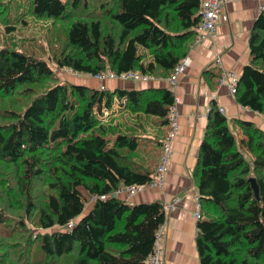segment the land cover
<instances>
[{"label":"trees","instance_id":"16d2710c","mask_svg":"<svg viewBox=\"0 0 264 264\" xmlns=\"http://www.w3.org/2000/svg\"><path fill=\"white\" fill-rule=\"evenodd\" d=\"M201 1L32 0L29 14L64 21L56 37L65 43L54 59L60 74L26 45L0 48V103H25L16 96L42 88L20 112L0 109V264H144L153 253L166 202L101 196L150 184L159 164L141 165L138 145L155 140L150 125L169 124L175 93L111 90L103 81L113 79L98 75L119 80L159 68L172 76L196 33ZM7 10L0 0V22L9 23ZM249 47L234 98L264 123V9ZM119 109L133 119L113 123ZM232 121L211 102L193 172L201 205L196 246L201 264H264V130Z\"/></svg>","mask_w":264,"mask_h":264},{"label":"crops","instance_id":"0c3cea01","mask_svg":"<svg viewBox=\"0 0 264 264\" xmlns=\"http://www.w3.org/2000/svg\"><path fill=\"white\" fill-rule=\"evenodd\" d=\"M261 3L264 1L226 0L214 35L200 44H195V36L187 41V55L191 61L186 72L179 76L174 85L171 84L166 73L159 68L152 73L155 78L147 83L103 81L107 89L111 90L168 88L180 98L177 106L179 128L171 145V161L164 175L163 184L145 188L127 199L130 204L155 201L174 203L167 214L161 238L164 264H201L196 246L198 222L195 213L198 189L193 172L197 164L199 147L205 135L211 102L215 101L219 107L224 108L229 125H234L233 119H243L253 121L264 130L262 118L238 105L227 86L219 81L224 70H231L240 75L244 66L250 63L249 37L255 20L261 14ZM218 57L221 59V66L215 62ZM98 86L100 83L93 84V87ZM118 111L109 120L118 117L119 122H123L122 118L125 121L129 117L132 118L121 109ZM145 119L154 122L160 120L154 116ZM157 129L161 131L160 137L163 138L169 126L167 123L158 126L157 123L152 128L148 127L152 134ZM153 142L155 140L150 146ZM142 143L139 142L138 151H142ZM158 148L160 151L159 146ZM145 156L149 157L145 153L140 154L139 157ZM148 161L150 162L148 164H152L153 161L158 163V158H150ZM118 196L125 197L123 189H119Z\"/></svg>","mask_w":264,"mask_h":264},{"label":"rangeland","instance_id":"374dc122","mask_svg":"<svg viewBox=\"0 0 264 264\" xmlns=\"http://www.w3.org/2000/svg\"><path fill=\"white\" fill-rule=\"evenodd\" d=\"M4 2L8 8L6 13L9 23L0 22V48L8 46L9 42V45H12L11 41H16V47L26 45V47H28V49L30 48L31 51H33L36 56L41 59V61L47 63L51 70L58 71V68H56V64L54 63V59L56 55L62 52L65 43V37L56 36L66 29L64 21L57 22L48 18H39L29 14L28 10L31 7L32 0H4ZM10 26L14 27L15 29L11 32H8L7 27ZM68 72L65 71L66 75L69 74ZM57 74H60V71H58ZM22 89L24 90V87ZM41 93L42 88L37 87L34 91L27 92L26 94H18L16 97L20 99V101L25 102L18 103L17 105L19 106L15 104V101L14 103H12L10 99H6L5 101L1 100L0 109L8 107L20 112V110L26 107L28 101L30 102L31 99L34 98V96H37ZM16 97H14V99ZM111 120H113V123H116V121H120V118L116 117L115 119L112 118ZM122 121L123 123H126L123 118ZM154 126L155 124H152L150 125V128ZM168 126L170 129V125ZM150 135L153 137V139H155V142H153L150 146L152 140H144L145 144H143V142L141 145V147L143 148L142 150L145 151L151 159H159L160 151L157 146L156 140L161 136V131H159L158 129L154 130L153 134L150 133ZM143 151L138 152L142 154ZM149 157L138 156L136 158L141 165L149 169L151 166V164H148V160L150 159ZM89 207H91L90 200L87 203L86 211L89 210ZM202 210L205 213L209 212V208L206 203L202 205ZM36 218L37 216L33 221H35Z\"/></svg>","mask_w":264,"mask_h":264},{"label":"built area","instance_id":"2783aa9c","mask_svg":"<svg viewBox=\"0 0 264 264\" xmlns=\"http://www.w3.org/2000/svg\"><path fill=\"white\" fill-rule=\"evenodd\" d=\"M263 1V0H261ZM226 3V0H202L201 2V20L199 24L196 27V39L195 44H200L204 40L211 38L214 33L216 32L217 24L220 21L222 9L224 4ZM264 9V3L261 4V11ZM190 58L188 56H185L182 58L179 63L175 66L174 74L170 78V82L172 84H175L179 78V76L185 72L187 67L190 64ZM216 63L218 65H221V59L218 57L216 59ZM98 78H110V79H116L114 74L107 73V74H101L98 75ZM119 79L126 80L131 79L136 82L140 83H146L154 79V77L150 74H143L139 72H124L119 75ZM239 75H237L235 72L230 70H224L222 73V76L220 78V83L225 84L230 91L231 94H235L237 90ZM178 103H180V99L177 97L175 100L174 105L171 107L170 113H169V124H170V132L163 140V153L161 156L160 163L157 167L156 175L154 176L153 180L150 182V185L152 186H160L163 184L164 175L169 163L170 153H171V144L175 138V136L178 133V110L177 106ZM221 111L223 112L224 109L221 108ZM143 189L140 185H131L126 188L127 193L130 197L135 195L138 191ZM97 198V196H93L92 200L94 201ZM102 199L106 198V195L101 196ZM165 211H167L170 207H172V204H166L164 205ZM196 218H200V213L197 211ZM73 223H69L67 226L68 228H72ZM163 227V226H162ZM157 245L151 255L145 260L144 264H164L163 261V252L162 247L160 244V239L162 237V228L159 230V233L157 235Z\"/></svg>","mask_w":264,"mask_h":264},{"label":"water","instance_id":"95a60500","mask_svg":"<svg viewBox=\"0 0 264 264\" xmlns=\"http://www.w3.org/2000/svg\"><path fill=\"white\" fill-rule=\"evenodd\" d=\"M250 181H251V183H252V185H253V187H254V189H255V192L257 193L258 188H257V185H256L255 178H251Z\"/></svg>","mask_w":264,"mask_h":264},{"label":"bare ground","instance_id":"6f19581e","mask_svg":"<svg viewBox=\"0 0 264 264\" xmlns=\"http://www.w3.org/2000/svg\"><path fill=\"white\" fill-rule=\"evenodd\" d=\"M156 186H158V185H156ZM156 186H152V185H150V184H147L146 186H142L143 188H151V187H156ZM124 190H125V188H124ZM167 203H165L164 205H166ZM166 216H167V212H166ZM199 219V218H198Z\"/></svg>","mask_w":264,"mask_h":264},{"label":"clouds","instance_id":"9594fccd","mask_svg":"<svg viewBox=\"0 0 264 264\" xmlns=\"http://www.w3.org/2000/svg\"><path fill=\"white\" fill-rule=\"evenodd\" d=\"M143 74H144V73H143ZM119 80H120V79H119ZM90 200H91V201H93V200H92V197H91V199H90Z\"/></svg>","mask_w":264,"mask_h":264}]
</instances>
